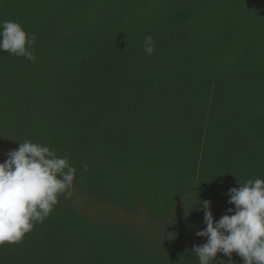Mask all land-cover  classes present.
Returning <instances> with one entry per match:
<instances>
[{
	"label": "trees",
	"instance_id": "16d2710c",
	"mask_svg": "<svg viewBox=\"0 0 264 264\" xmlns=\"http://www.w3.org/2000/svg\"><path fill=\"white\" fill-rule=\"evenodd\" d=\"M5 20L36 36V59L0 50V163L30 140L102 198L187 215L179 241L149 246L59 199L0 264H198L202 202L218 221L230 188L264 180V0H0Z\"/></svg>",
	"mask_w": 264,
	"mask_h": 264
},
{
	"label": "clouds",
	"instance_id": "9594fccd",
	"mask_svg": "<svg viewBox=\"0 0 264 264\" xmlns=\"http://www.w3.org/2000/svg\"><path fill=\"white\" fill-rule=\"evenodd\" d=\"M35 40L36 36L27 33L21 23L0 22V50L8 55L34 61ZM143 48L147 55L154 53L152 35L145 36ZM5 155L0 163V246L21 242L42 224L60 197L71 195L76 180V169L68 157L57 155L46 145L25 140ZM88 170L87 164L81 165L82 172ZM238 184L227 193L228 203L235 208L227 209L218 221L210 210L211 202H202L206 227L195 235L205 237L206 243L190 250L198 264H233V253L243 264H264V180ZM218 254L229 259L217 260Z\"/></svg>",
	"mask_w": 264,
	"mask_h": 264
},
{
	"label": "rangeland",
	"instance_id": "374dc122",
	"mask_svg": "<svg viewBox=\"0 0 264 264\" xmlns=\"http://www.w3.org/2000/svg\"><path fill=\"white\" fill-rule=\"evenodd\" d=\"M19 142L22 143L19 140L13 149H18ZM60 200L63 204L87 217L99 227H106L111 224L125 225L128 232L139 235L149 246H156L159 243L161 244V242L164 243L169 240L179 241L181 239L179 223L187 215L184 214L185 211H179V214L174 215L173 219L168 222H155L149 216L145 205L141 201H138V205L132 208L120 202H115L112 199L102 198L88 187L75 182L71 195H62ZM200 240L198 241L195 237L188 241L192 244L193 249L194 245L198 246L206 243L205 237H202ZM171 244L176 245L177 243ZM221 258L225 261L229 259L222 254H218L217 260ZM232 262L233 264H243L241 258L236 253L232 255Z\"/></svg>",
	"mask_w": 264,
	"mask_h": 264
}]
</instances>
